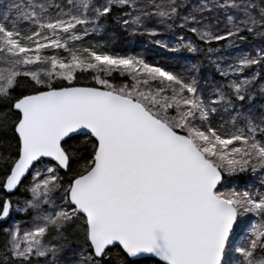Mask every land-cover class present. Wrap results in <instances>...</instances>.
<instances>
[{
    "label": "snow or ice",
    "instance_id": "6c2138e0",
    "mask_svg": "<svg viewBox=\"0 0 264 264\" xmlns=\"http://www.w3.org/2000/svg\"><path fill=\"white\" fill-rule=\"evenodd\" d=\"M0 264H264V0H0Z\"/></svg>",
    "mask_w": 264,
    "mask_h": 264
},
{
    "label": "trees",
    "instance_id": "16d2710c",
    "mask_svg": "<svg viewBox=\"0 0 264 264\" xmlns=\"http://www.w3.org/2000/svg\"><path fill=\"white\" fill-rule=\"evenodd\" d=\"M185 35L189 34L185 33ZM159 38L173 42L174 34L163 32L162 36ZM102 39L107 40L114 51L132 52L145 50L149 56V59L165 61L177 70L186 68L192 63L201 62L202 75H214L211 65L208 64L207 61H205L200 55L193 56L186 51H181L179 53H169L149 43L147 37H129L125 33L121 32L118 27L112 25L109 26L108 31L105 33ZM257 107H259V101H257Z\"/></svg>",
    "mask_w": 264,
    "mask_h": 264
}]
</instances>
